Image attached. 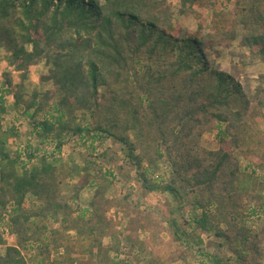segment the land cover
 <instances>
[{
  "label": "trees",
  "instance_id": "16d2710c",
  "mask_svg": "<svg viewBox=\"0 0 264 264\" xmlns=\"http://www.w3.org/2000/svg\"><path fill=\"white\" fill-rule=\"evenodd\" d=\"M178 2V15L211 11L213 33L176 24L169 0H0V48L20 77L0 84V225L12 240L0 233V264H264V75L246 90L212 50L241 26L264 64V0H236L227 15L218 0ZM40 62L52 88L27 94ZM6 98L17 127H4ZM209 132L217 149L202 146ZM9 137L25 139L26 161ZM49 145L79 164L53 160ZM75 174L93 188L87 209L61 199ZM119 176L177 208L164 216L130 192L107 199ZM111 209L124 219L112 247Z\"/></svg>",
  "mask_w": 264,
  "mask_h": 264
},
{
  "label": "rangeland",
  "instance_id": "374dc122",
  "mask_svg": "<svg viewBox=\"0 0 264 264\" xmlns=\"http://www.w3.org/2000/svg\"><path fill=\"white\" fill-rule=\"evenodd\" d=\"M235 1L236 0H218V2L216 3L215 12L218 14L223 13L224 15H227L228 12H234ZM169 3L171 4L172 10L175 14L174 21L176 24L191 32H195L200 28L204 36H208L213 33L211 31V11L201 6H196L194 14L178 15L177 10L180 7L178 0H169ZM243 36L244 32L241 26H236L234 28V40L227 46H216L212 50L215 51L214 55L217 58L219 70L223 73L233 76L236 80L240 81L246 90H252L258 85V79L264 75V64L261 63L259 59L255 55H253L248 48L242 46ZM12 70L13 68L8 63V54L6 50L4 48H0V84L3 82V75L5 73H11V79L13 83H19V75L17 73H14ZM47 70L48 68L43 62H40L38 67L29 69L27 78L23 83L24 89L27 94H30L33 91L42 93L52 88L50 82L41 84L38 80L39 76L47 73ZM6 104L9 108L10 114L5 119L4 127L7 128L12 125L17 127V125L21 124V121L17 120L18 112L16 109H14L12 100L10 98H6ZM258 122V125L264 134V116ZM23 126L25 127L26 123H24ZM35 141V138H33L31 142L34 143ZM25 143H27L25 142V139H22L20 137L16 139L9 137L8 140V145L11 147L12 155L15 154L14 151L18 152L23 161H26L24 155L26 146ZM106 146L114 147L110 141L106 142ZM202 146L208 150L217 149V144L212 132L206 133L203 136ZM117 147L118 146H116V150H118ZM43 148L44 147H42V149L41 147L38 148L39 155H42ZM78 149L81 151L84 150V148L80 145H77V150ZM45 150L48 154L52 153V156H54L53 160H57L61 163H70V161H75L76 164H79V158L77 157L76 153L72 152L68 146L63 147L59 155L57 151L54 150L53 145L46 146ZM232 153L239 162L241 171H246L248 169V162L239 155L238 151L233 150ZM160 169L163 171V164L160 165ZM114 172L117 173L115 170ZM256 172L258 175V179L259 177H262V175H264V171H260L259 169H256ZM80 177V174H75L73 178L66 183L62 192L61 199L62 201H74V204L77 205L80 209H87L94 194L93 188H91L90 186L82 187L79 183ZM252 189L253 188H251V191ZM126 192L131 193V199L134 202L142 204L146 207H155L164 216H168L171 209L177 208V204L175 203V201L171 200L170 198L166 200L164 198V195L160 193H145L138 183L134 181L125 182L121 180V176H119L118 181L114 185V193H109L107 199H114L113 201H121L123 195ZM262 193L264 194V191H262ZM74 194H77L76 200H72ZM107 215L111 219L112 224H116L114 226V230L119 233L116 234L115 238L103 240L105 244H109L112 247L115 246V241H119L122 239L120 233L124 228V219L122 218L120 210L115 212L114 209H111L108 211ZM4 229L5 225L3 223L2 225H0V233H4L3 238L6 241V244H11L12 240L9 238ZM112 233L115 232L112 231ZM4 248L5 246L0 247V254H3ZM210 251H213V249ZM31 255H33V253H31ZM111 255L112 254L109 252L108 256L111 257Z\"/></svg>",
  "mask_w": 264,
  "mask_h": 264
},
{
  "label": "crops",
  "instance_id": "0c3cea01",
  "mask_svg": "<svg viewBox=\"0 0 264 264\" xmlns=\"http://www.w3.org/2000/svg\"><path fill=\"white\" fill-rule=\"evenodd\" d=\"M39 64H40V63H39ZM39 64H38V65H39ZM38 65H36V66H32V67H30V68L38 67ZM30 68H29V69H30ZM42 75H45V74H42ZM46 83H48V82H46ZM46 83H45V84H46ZM41 84H44V83H41Z\"/></svg>",
  "mask_w": 264,
  "mask_h": 264
}]
</instances>
